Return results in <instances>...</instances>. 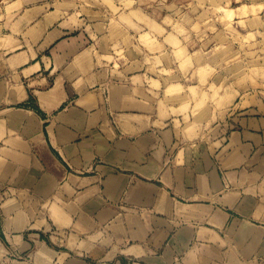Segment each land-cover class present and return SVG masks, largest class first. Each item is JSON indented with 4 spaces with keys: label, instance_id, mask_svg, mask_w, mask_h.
<instances>
[{
    "label": "crops",
    "instance_id": "crops-1",
    "mask_svg": "<svg viewBox=\"0 0 264 264\" xmlns=\"http://www.w3.org/2000/svg\"><path fill=\"white\" fill-rule=\"evenodd\" d=\"M139 2L0 0V264H264V83Z\"/></svg>",
    "mask_w": 264,
    "mask_h": 264
},
{
    "label": "rangeland",
    "instance_id": "rangeland-1",
    "mask_svg": "<svg viewBox=\"0 0 264 264\" xmlns=\"http://www.w3.org/2000/svg\"><path fill=\"white\" fill-rule=\"evenodd\" d=\"M255 1L261 2L262 0H240V3L234 0L233 2L230 0H140L139 3L157 5L159 8L154 10V15L157 14L158 16L164 15L166 4H170L174 19L177 18L176 24L178 21H180L179 24L182 21L190 22L201 14L200 17L206 20L204 37L208 48L209 45L215 47L216 38H214V34L216 31L215 35L218 36L219 32L222 35L216 48L217 54L222 57L216 66V70L220 72L219 76L222 83L247 81L258 86L264 83V57L256 48L257 43H250L252 39H256V36L254 34L245 35L243 33L244 22L236 23L235 21L237 14H245L250 8L247 4L241 6L242 11H235L230 8L237 7L241 3ZM263 7L261 3L258 8L262 9ZM231 72L233 74H230ZM205 96L207 99V94Z\"/></svg>",
    "mask_w": 264,
    "mask_h": 264
},
{
    "label": "bare ground",
    "instance_id": "bare-ground-1",
    "mask_svg": "<svg viewBox=\"0 0 264 264\" xmlns=\"http://www.w3.org/2000/svg\"><path fill=\"white\" fill-rule=\"evenodd\" d=\"M221 84V83H220Z\"/></svg>",
    "mask_w": 264,
    "mask_h": 264
}]
</instances>
